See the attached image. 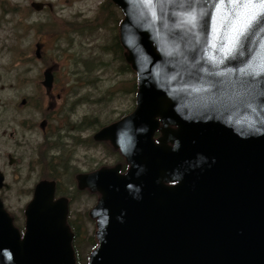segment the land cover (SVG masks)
I'll list each match as a JSON object with an SVG mask.
<instances>
[{"label":"water","instance_id":"water-1","mask_svg":"<svg viewBox=\"0 0 264 264\" xmlns=\"http://www.w3.org/2000/svg\"><path fill=\"white\" fill-rule=\"evenodd\" d=\"M111 1L136 106L93 135L126 173L76 176L100 195L88 264H264V0ZM54 189L35 186L22 237L0 204V264H75Z\"/></svg>","mask_w":264,"mask_h":264},{"label":"rangeland","instance_id":"rangeland-1","mask_svg":"<svg viewBox=\"0 0 264 264\" xmlns=\"http://www.w3.org/2000/svg\"><path fill=\"white\" fill-rule=\"evenodd\" d=\"M32 2L48 3L53 10L34 11ZM71 12L85 13L93 24L78 20L66 25L60 15L68 17ZM122 19L111 0H0V121L16 123L14 140L20 147L15 149L23 157L7 172L10 189L1 194L16 211L31 199L29 190L38 181H53L56 196L69 199L70 220L79 226L76 245L82 257L92 251L96 238L90 211L99 195L78 191L75 175L118 164L122 173L126 171L118 150L92 139L135 108V72L125 61L126 51L122 49L120 61V51L112 46ZM36 44H40V57H36ZM46 68L54 76L49 93L41 85ZM22 99L25 105H20ZM42 120L51 123L54 132L45 139L46 147L38 127L27 140L19 136L18 123L30 124L23 125L27 129ZM0 147L12 151L7 137L1 138ZM48 158L55 160L44 167Z\"/></svg>","mask_w":264,"mask_h":264},{"label":"flooded vegetation","instance_id":"flooded-vegetation-1","mask_svg":"<svg viewBox=\"0 0 264 264\" xmlns=\"http://www.w3.org/2000/svg\"><path fill=\"white\" fill-rule=\"evenodd\" d=\"M43 4H44V6H43V8L40 11H43L44 9H47L49 12H52L53 8L51 7L50 4H48V3H43ZM102 5L103 4L101 2L100 6H102ZM115 7L121 12V10L117 6H115ZM40 11H38V12H40ZM61 16L64 18L63 22L66 23V25H68V26L69 25H75V23L79 22L80 20H85L84 22H87V24H93L92 21H87V19L89 17L85 13L71 12V15H68V17H71V16L75 17L76 16L75 18H77V20L76 19H69L64 14L60 15V17ZM120 22H119V24H120ZM117 29H118V27H117ZM118 40H119V37H118ZM36 45H40V44H36ZM121 53H122V50H121ZM123 56H124V54H123ZM53 83H54V81H53ZM47 93H49V92H47ZM13 121L14 120H13L12 115H11L10 122H13ZM24 124L25 125H30L28 123H21V124L18 123L19 127L22 129V131L19 134V136L21 138H23L24 140H27V137L32 136L35 133L34 129L37 128V127H38V129H39V131L41 133V137L43 139V145L42 146H45V147L47 146V145H44V144H46L45 143V139H48V138H51V137L54 136L52 125H51V123H47L46 120H42L40 123H38V125H36V123H33L27 129L23 128ZM15 125H16V123H2L0 121V140H1V138H6L7 137V140L11 142V149H12V151L9 152V151H3L1 149V147H0V204H1L2 208H3V210L10 217L13 227L15 229H17V231L19 232L20 236L22 237L23 233H24V230H25V223H26L25 210H26V207L28 206V204L33 199L35 186L41 181L52 182L54 184V186H55V183L53 181H47V180L38 181L34 185V187L29 190V192H30L29 195L31 196V199L28 200L26 205L23 206L21 209H18L16 211H14L13 209L9 208L6 205V203L9 201V199L7 197H5L3 194H1V191L2 190L7 191V190L10 189V185L7 183V176H8L7 172L9 171V169L14 168L15 164H20V160L23 159V157H21V155L16 153V149H15V145H17V147H20V142L19 141L15 142V140H14L15 133H16V131L14 130V126ZM159 136H160V132L157 131L156 134H155L154 139L156 140ZM92 139H93V137H92ZM50 150H53V148H51ZM119 154L122 157L123 162L125 163L124 169L127 171L128 164L126 163L125 158L121 155L120 152H119ZM52 160H55V159L48 158L44 162V167H47L48 164L51 166V163H49V162H51ZM116 166H119V173L120 174H125L126 173V171L124 173L121 172V165H119V164L118 165H114L112 167H101V168H113V167H116ZM95 172H96V170H95ZM80 174H90V173H86L85 172V173H79V174L75 175L74 179H75V183H76V189L78 191H79V189H78L76 176L80 175ZM84 190L90 192L89 189H87V188H85L83 190H80V191H84ZM90 193H94V192H90ZM69 197L71 198V196H69ZM60 198H64V196L57 197L56 196V191H55L53 200L55 201V200L60 199ZM66 204H67V207H68L67 214H66V224L69 227L70 233L73 235L72 239H71V248H72L73 253H74L75 263H77V261L79 260L78 256H80V252H79V248L76 245V240L79 237L78 235H80V231L78 229L79 226H75V224L70 220L71 210L69 209V199L68 198H67Z\"/></svg>","mask_w":264,"mask_h":264},{"label":"trees","instance_id":"trees-1","mask_svg":"<svg viewBox=\"0 0 264 264\" xmlns=\"http://www.w3.org/2000/svg\"><path fill=\"white\" fill-rule=\"evenodd\" d=\"M113 6V5H112ZM113 44H112V46L114 47V48H116L118 51H120L119 53H120V58H119V60L120 61H123V58H122V56H121V50L123 49L122 47H121V45L119 44V40H118V37H114L113 38V42H112ZM36 48V47H35ZM128 68L130 69V67L128 66ZM135 74V73H134ZM136 75V74H135ZM133 83H134V88H133V91L134 90H136V86H137V83H136V78H135V81H133ZM110 147H111V145L110 144H108ZM112 148V147H111ZM113 149V148H112ZM114 150V149H113ZM119 153V152H118ZM91 245H92V247H91V250L93 249V248H95L96 247V245H97V241H96V238H95V240L94 241H92L91 242ZM79 257V260L77 261V263L76 264H86V258H87V256L86 257H82V255H80V256H78Z\"/></svg>","mask_w":264,"mask_h":264}]
</instances>
